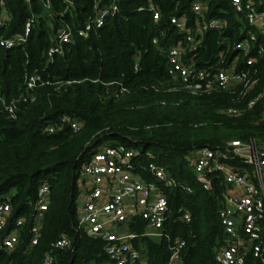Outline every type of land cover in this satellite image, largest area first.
<instances>
[{"label":"trees","instance_id":"1","mask_svg":"<svg viewBox=\"0 0 264 264\" xmlns=\"http://www.w3.org/2000/svg\"><path fill=\"white\" fill-rule=\"evenodd\" d=\"M110 1L102 0L101 6ZM195 1L118 0V11L97 26L92 22L97 16L94 0H0V16L7 17L0 25V202L11 206L0 230V264H45L49 254L52 264H114L106 241L87 234L78 220L81 171L102 142L135 149L139 170L145 173L154 161L178 182L162 185L168 200L162 236L146 235L142 219L129 221L128 229L137 234L131 244L141 258L126 264H169L177 238L185 240L182 264H213L216 248L226 239L219 208L228 187L213 173V188L205 189L191 156L200 148H222L237 139L264 142V53L257 50L264 37L257 32L245 55L236 48L251 30L243 13L230 0H201L207 3L208 18L222 17L227 25L202 34L191 52L197 65L217 66L221 54H239L240 68L257 81L244 94L188 92L169 73L168 50L184 38L172 17L186 15L189 26L197 28ZM151 3L160 12L158 21L148 8ZM31 18L25 41L12 47L1 43L24 35ZM88 24L87 35L81 34ZM64 28L71 30L72 40L51 58L49 49ZM249 57L257 60L249 65ZM33 73L42 78L34 99H22L15 116H9L4 104L29 95L26 81ZM230 107L241 112L229 114ZM64 117L69 121L61 131L47 130ZM73 120L82 124L78 131L71 127ZM44 182L50 186L49 204L38 241L32 244L35 203ZM185 212L190 221L183 218ZM14 230L19 242L5 248L4 240ZM64 236L71 245L55 247ZM246 264L262 263L250 255Z\"/></svg>","mask_w":264,"mask_h":264},{"label":"built area","instance_id":"2","mask_svg":"<svg viewBox=\"0 0 264 264\" xmlns=\"http://www.w3.org/2000/svg\"><path fill=\"white\" fill-rule=\"evenodd\" d=\"M102 0H94L97 16L92 21L101 26L107 16L118 11V0H111L109 5L101 6ZM237 12L243 13L251 30L248 37L236 45V48L247 55L257 32L264 37V0H230ZM50 4L48 3L47 6ZM153 11L155 21L160 20V12L152 3L148 7ZM207 3L197 0L193 4L196 13L197 28L188 24L186 15L174 16L171 21L184 32V38L170 47L168 57L169 73L192 94L221 92H242L249 90L257 81L249 77L248 70L239 66L240 55L231 57L221 54L217 66L199 67L191 52L202 42V34L209 29H222L227 22L222 17H207ZM144 9V7H140ZM7 20L0 16V25ZM34 19L26 22L25 34L16 38H5L1 43L12 47L17 40L25 41L31 30ZM91 24L81 31L87 35ZM72 40L69 28L62 29L58 34V42L48 52L52 58L56 53H62L65 43ZM158 42L157 37L153 39ZM258 53H264V46L259 45ZM256 57H249L247 63L253 64ZM41 75L33 73L28 76L26 87L31 92L20 98H13L4 104L9 116L14 117L18 103L23 99L33 100L34 88L41 81ZM124 90V88H122ZM264 93V88H263ZM259 96L249 102L252 107ZM238 108L227 109L229 114H239ZM264 117V110L262 113ZM51 123L47 130L50 133L61 131L64 122ZM74 131H78L82 124L78 120L70 121ZM137 152L133 148L102 142L90 152L83 165L80 178V192L78 196V220L80 227L89 235L97 236L106 241L105 250L114 264H126L141 258L140 251L134 248L131 240L137 235L128 229L131 220L142 219L146 223V235L160 237L168 210L167 196L162 185L174 187L178 185L175 177L171 176L165 166L151 161L139 170L135 159ZM191 165L194 167L198 181L207 190L213 188V173L221 176L227 185L222 193L219 217L226 234L225 243L216 248L213 264H246L251 255L264 264V142L232 140L222 148L203 147L192 153ZM186 189L191 188L184 185ZM50 186L47 182L40 185L35 203L36 222L32 228V244L38 241L40 227L44 213L48 209ZM11 214V206L7 202H0V230L7 225ZM183 218L190 221L191 215L185 212ZM22 219L18 221L21 224ZM17 230L11 232L4 240L5 248H14L19 242ZM63 248L71 245V240L64 236L55 244ZM185 240L177 238L172 245L169 264H182L181 250ZM49 254L45 264H52Z\"/></svg>","mask_w":264,"mask_h":264}]
</instances>
